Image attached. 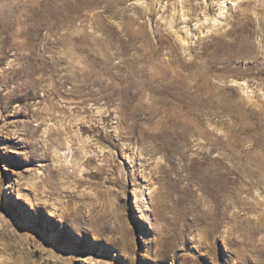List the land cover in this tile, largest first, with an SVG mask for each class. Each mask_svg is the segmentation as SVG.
I'll return each instance as SVG.
<instances>
[{
	"label": "rangeland",
	"instance_id": "rangeland-1",
	"mask_svg": "<svg viewBox=\"0 0 264 264\" xmlns=\"http://www.w3.org/2000/svg\"><path fill=\"white\" fill-rule=\"evenodd\" d=\"M223 1L0 0L1 264H264V0Z\"/></svg>",
	"mask_w": 264,
	"mask_h": 264
},
{
	"label": "bare ground",
	"instance_id": "bare-ground-1",
	"mask_svg": "<svg viewBox=\"0 0 264 264\" xmlns=\"http://www.w3.org/2000/svg\"><path fill=\"white\" fill-rule=\"evenodd\" d=\"M221 1H222V0H221ZM234 1H235V0H234ZM226 2H227V1L224 0V1L222 2V5H225V6H226ZM225 6H224V8H223V7L221 8V10H222L221 13H222V14L225 13V10H226V7H225ZM176 13H177V12H176ZM176 17H177V16H176ZM214 21H216V19H214ZM182 40H184V39L182 38ZM0 264H1V263H0Z\"/></svg>",
	"mask_w": 264,
	"mask_h": 264
}]
</instances>
